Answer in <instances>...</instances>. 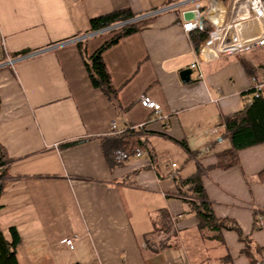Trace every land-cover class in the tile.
Returning <instances> with one entry per match:
<instances>
[{
    "label": "crops",
    "instance_id": "crops-1",
    "mask_svg": "<svg viewBox=\"0 0 264 264\" xmlns=\"http://www.w3.org/2000/svg\"><path fill=\"white\" fill-rule=\"evenodd\" d=\"M170 1L0 0V143L9 159L0 230L8 239L18 231L19 264H264V143L242 150L236 166L217 167L230 147L225 120L252 100L264 48L203 62L201 78L193 70L183 82L198 60L196 35L181 27L193 6L162 13L104 51L111 99L93 87L84 54L113 35L74 42L94 18L146 16ZM25 51L39 54L3 66ZM143 95L160 111L143 107ZM113 124L148 155L108 161L102 142ZM172 163L183 181L204 171L215 216L238 231L203 238Z\"/></svg>",
    "mask_w": 264,
    "mask_h": 264
},
{
    "label": "trees",
    "instance_id": "trees-1",
    "mask_svg": "<svg viewBox=\"0 0 264 264\" xmlns=\"http://www.w3.org/2000/svg\"><path fill=\"white\" fill-rule=\"evenodd\" d=\"M138 16L129 10L116 11L114 13L94 18L90 21V32L100 31L120 22L130 21ZM154 18L134 22L123 27L113 35L112 39L101 46L93 55L87 57L84 53V62L94 88L100 89L107 97L115 98V90L105 62L104 51L115 45L121 38L140 32L145 29ZM211 29L205 21L201 31H195V48L198 51L201 44L207 38V32ZM82 51V44H79ZM28 51L20 54H26ZM19 55V54H18ZM253 97L245 103L243 109L235 116L227 117L225 120V137L229 140L230 147L219 154L218 168L224 170L236 166L239 162V153L247 148L264 143V87L251 89ZM1 107V99H0ZM76 143H69L67 146ZM103 151L108 161L112 153L118 149L134 152L136 149H143L145 146L135 137L114 136L102 142ZM9 162L7 152L0 143V196L3 192V180L7 174ZM203 170H199L193 177L183 181L180 177L175 179L178 189V196L188 204L199 219V230L206 240H221L223 229L238 231L234 223L217 219L212 204L206 195L203 185ZM187 186V189L185 187ZM259 227L256 221L255 228ZM10 239L6 238L0 230V264H19L16 255V248L20 243V236L15 228L9 230Z\"/></svg>",
    "mask_w": 264,
    "mask_h": 264
},
{
    "label": "built area",
    "instance_id": "built-area-1",
    "mask_svg": "<svg viewBox=\"0 0 264 264\" xmlns=\"http://www.w3.org/2000/svg\"><path fill=\"white\" fill-rule=\"evenodd\" d=\"M191 4L193 6L191 11L196 12L197 16L194 20H186L181 23L183 31L186 33L201 31L205 21L211 27L207 32L206 40L201 44L198 50V60L191 66L192 70H198L199 78L202 76L201 64L203 62L264 48V0H173L149 15L140 16L130 21L114 24L100 31L78 36L74 42L79 43L90 37L101 34L114 35V33L120 31L126 25L162 13L185 10ZM182 14L184 15L185 13ZM203 51H207L208 54L203 56ZM37 54H39V52L26 53L23 54L24 56L16 57V59L9 58L5 65L12 66L13 63L18 60L30 58ZM263 87L264 73L261 81L254 84L252 89ZM248 102H250V100H248ZM140 104L156 112H159L161 108L158 103L146 95L140 98ZM111 132L114 136H124L126 133L125 131L118 130L115 124L111 126ZM145 154L148 155V152L143 149H136L132 153L123 149H118L113 153V158L121 163L129 160L131 157H141ZM171 168L174 171L173 174H171V178L175 180L179 176L177 172L178 166L176 163H172ZM64 243L71 249H74L75 238L65 239Z\"/></svg>",
    "mask_w": 264,
    "mask_h": 264
},
{
    "label": "water",
    "instance_id": "water-1",
    "mask_svg": "<svg viewBox=\"0 0 264 264\" xmlns=\"http://www.w3.org/2000/svg\"><path fill=\"white\" fill-rule=\"evenodd\" d=\"M196 16H197V13L196 12H193V11H189V12H186L184 14V18L186 20H194L196 18ZM202 23H203V21H202ZM192 74H193V70L191 68H188V69L183 70L181 72V74H180L182 81L183 82H189L191 80Z\"/></svg>",
    "mask_w": 264,
    "mask_h": 264
},
{
    "label": "bare ground",
    "instance_id": "bare-ground-1",
    "mask_svg": "<svg viewBox=\"0 0 264 264\" xmlns=\"http://www.w3.org/2000/svg\"><path fill=\"white\" fill-rule=\"evenodd\" d=\"M202 53H203V56H206L208 54L207 51H203ZM7 61H8V59L6 60V63H7ZM6 63H3V66H9V65H5Z\"/></svg>",
    "mask_w": 264,
    "mask_h": 264
},
{
    "label": "rangeland",
    "instance_id": "rangeland-1",
    "mask_svg": "<svg viewBox=\"0 0 264 264\" xmlns=\"http://www.w3.org/2000/svg\"><path fill=\"white\" fill-rule=\"evenodd\" d=\"M90 33V32H89ZM114 35H115V33H114Z\"/></svg>",
    "mask_w": 264,
    "mask_h": 264
}]
</instances>
